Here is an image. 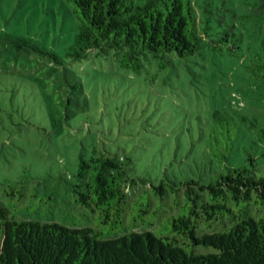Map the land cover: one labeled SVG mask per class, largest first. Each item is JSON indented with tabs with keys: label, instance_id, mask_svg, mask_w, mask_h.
<instances>
[{
	"label": "rangeland",
	"instance_id": "obj_1",
	"mask_svg": "<svg viewBox=\"0 0 264 264\" xmlns=\"http://www.w3.org/2000/svg\"><path fill=\"white\" fill-rule=\"evenodd\" d=\"M191 1L208 43L190 57L172 55L167 65L144 57L134 69L114 50L72 59L77 27L68 0H0V183L27 181L29 191L21 201L2 191L0 198L18 217L96 225L90 208L74 202L82 156L111 150L131 156V175L156 183L167 176L210 178L225 170L211 151L216 109L264 127V81L246 67L264 51L259 0ZM209 6L215 14L206 33ZM222 14L237 39L231 36L218 49L210 40L223 28L217 24ZM249 124L242 123L234 166L246 162L258 139ZM256 152L264 160V142ZM145 188L129 191L134 198Z\"/></svg>",
	"mask_w": 264,
	"mask_h": 264
},
{
	"label": "trees",
	"instance_id": "obj_2",
	"mask_svg": "<svg viewBox=\"0 0 264 264\" xmlns=\"http://www.w3.org/2000/svg\"><path fill=\"white\" fill-rule=\"evenodd\" d=\"M68 1L77 27L69 52L74 60L114 50L124 66L139 69L144 57L167 65L172 55L187 58L208 43L191 0ZM258 5L264 15V0ZM206 11L209 33L215 10ZM217 19L223 28L210 43L221 49L237 33L226 14ZM246 67L253 79L264 81V51ZM247 120L258 139L247 149L246 162L234 166L230 158ZM213 122L211 151L225 169L215 177L167 176L156 183L131 175V156L112 150L82 156L72 184L74 202L90 208L96 225L21 218L0 198V264H264V160L256 152L264 127L221 109ZM27 184L1 182L0 191L21 201L29 194ZM139 184L146 188L133 198L129 188Z\"/></svg>",
	"mask_w": 264,
	"mask_h": 264
}]
</instances>
